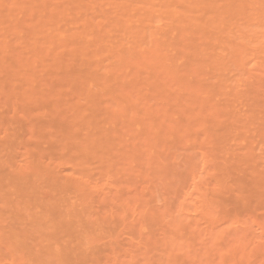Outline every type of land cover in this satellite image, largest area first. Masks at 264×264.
<instances>
[{
	"label": "bare ground",
	"instance_id": "obj_1",
	"mask_svg": "<svg viewBox=\"0 0 264 264\" xmlns=\"http://www.w3.org/2000/svg\"><path fill=\"white\" fill-rule=\"evenodd\" d=\"M0 264H264V0H0Z\"/></svg>",
	"mask_w": 264,
	"mask_h": 264
},
{
	"label": "rangeland",
	"instance_id": "obj_2",
	"mask_svg": "<svg viewBox=\"0 0 264 264\" xmlns=\"http://www.w3.org/2000/svg\"><path fill=\"white\" fill-rule=\"evenodd\" d=\"M177 205H178V203H177Z\"/></svg>",
	"mask_w": 264,
	"mask_h": 264
}]
</instances>
